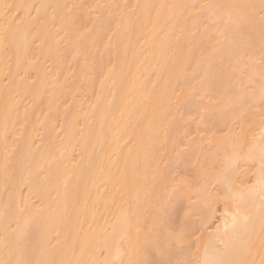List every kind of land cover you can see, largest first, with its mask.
<instances>
[{
    "label": "bare ground",
    "instance_id": "1",
    "mask_svg": "<svg viewBox=\"0 0 264 264\" xmlns=\"http://www.w3.org/2000/svg\"><path fill=\"white\" fill-rule=\"evenodd\" d=\"M0 264H264V0H0Z\"/></svg>",
    "mask_w": 264,
    "mask_h": 264
}]
</instances>
